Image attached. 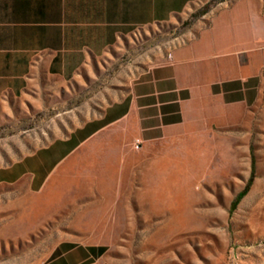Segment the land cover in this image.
<instances>
[{
	"label": "crops",
	"instance_id": "0c3cea01",
	"mask_svg": "<svg viewBox=\"0 0 264 264\" xmlns=\"http://www.w3.org/2000/svg\"><path fill=\"white\" fill-rule=\"evenodd\" d=\"M198 13L162 61L135 55L136 36ZM124 46L130 63L102 69ZM263 103L264 0H0V107L60 110L71 127L0 169L38 201L101 196L136 144Z\"/></svg>",
	"mask_w": 264,
	"mask_h": 264
},
{
	"label": "rangeland",
	"instance_id": "374dc122",
	"mask_svg": "<svg viewBox=\"0 0 264 264\" xmlns=\"http://www.w3.org/2000/svg\"><path fill=\"white\" fill-rule=\"evenodd\" d=\"M198 16L152 27L145 43L136 36L135 55L144 45L151 65L162 61ZM126 49L102 69L124 68ZM13 106L0 107V169L71 128L57 124L60 110ZM260 112L231 110L214 124L203 111L172 139L136 144L117 188L97 197L38 201L0 174V264H264Z\"/></svg>",
	"mask_w": 264,
	"mask_h": 264
},
{
	"label": "trees",
	"instance_id": "16d2710c",
	"mask_svg": "<svg viewBox=\"0 0 264 264\" xmlns=\"http://www.w3.org/2000/svg\"><path fill=\"white\" fill-rule=\"evenodd\" d=\"M250 182H251V179H250Z\"/></svg>",
	"mask_w": 264,
	"mask_h": 264
}]
</instances>
